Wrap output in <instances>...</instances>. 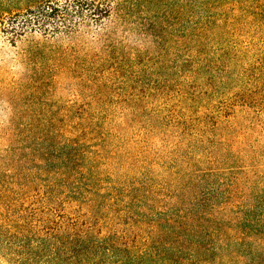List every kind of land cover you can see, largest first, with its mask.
Listing matches in <instances>:
<instances>
[{
  "label": "rangeland",
  "instance_id": "rangeland-1",
  "mask_svg": "<svg viewBox=\"0 0 264 264\" xmlns=\"http://www.w3.org/2000/svg\"><path fill=\"white\" fill-rule=\"evenodd\" d=\"M0 264H264V0H0Z\"/></svg>",
  "mask_w": 264,
  "mask_h": 264
},
{
  "label": "trees",
  "instance_id": "trees-1",
  "mask_svg": "<svg viewBox=\"0 0 264 264\" xmlns=\"http://www.w3.org/2000/svg\"><path fill=\"white\" fill-rule=\"evenodd\" d=\"M73 1L77 2L78 0H73ZM53 12H54V11H53Z\"/></svg>",
  "mask_w": 264,
  "mask_h": 264
}]
</instances>
